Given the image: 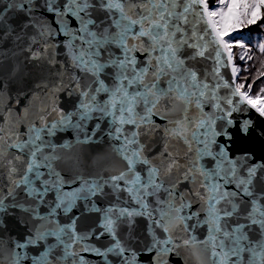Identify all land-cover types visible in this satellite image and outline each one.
Returning <instances> with one entry per match:
<instances>
[{
	"label": "snow or ice",
	"instance_id": "1",
	"mask_svg": "<svg viewBox=\"0 0 264 264\" xmlns=\"http://www.w3.org/2000/svg\"><path fill=\"white\" fill-rule=\"evenodd\" d=\"M219 3L222 6L219 11H209L206 0H95V2L64 0L63 4L60 0H40L39 3L36 0H9V3L0 10V25H5V13L9 10H15L26 17L21 24V33L28 27L36 29V34L29 37L30 44L47 43L45 37L54 35L50 25L35 19L36 10L43 8L45 12L52 14L59 26V33L56 34L69 38L65 42V47L70 50L72 68L79 70L85 76H90L92 81L91 84L83 83L81 77L73 71L68 76V84H65L64 76L67 75V70L58 73L59 82L51 85L49 103L29 124L25 134L26 139L11 126L5 129L0 125V169L7 168L5 175L8 179L6 190L0 186V213L7 214V209L16 208L27 213L37 222L23 241L8 238L11 248L7 255L4 251L7 243L2 242L0 238V264H23V261L28 259L32 264H64L69 257L75 258L77 253L71 250L72 245H78L86 237L74 231L77 217H73L70 224L61 225L55 219L57 209L71 211L76 200H89L100 195L105 184H111L113 189L118 191L126 190L130 194V199H135L140 211L117 208L115 205L104 209L96 208L95 211L103 213V232L96 234L95 238L99 240L107 234L113 243L103 250L96 247L82 250L101 256L104 264H111L108 260L109 254L119 258L122 264H136V254L132 252L131 258L126 255L131 249L118 237L117 230L121 220L131 228L137 216H146L152 220L155 227L169 233L167 238L161 241L155 238L154 227L151 233L154 237L152 248L160 244H173L171 233L180 228L186 231L185 220L190 219L180 215L184 208L189 207L184 203V197H179L180 207H175L180 180L197 183L204 190V196H201L199 189L196 194L204 201L202 211L208 214L206 221L209 225L208 237L201 244L211 253L210 264H264V192L257 193L253 187L257 172L264 170V164L241 167L242 161L251 159L250 155L230 156L225 146L216 147L217 137L222 134L228 136L226 131L221 130V124L220 130H217V121H223L228 126L234 124L230 118L232 111L225 113L220 99L217 98V89L221 85L218 81L210 85L198 80L196 72L186 69L185 61L177 56L180 49L186 45L201 49L206 46L205 36L209 33L205 32L204 36L199 35L197 27L206 15V24L212 29L211 35L214 37L209 43L214 42L222 46L229 53L227 60L231 61L232 45L225 42L224 36L232 29L256 23L260 18V9L264 7V0H251V2L227 0V3L225 0H219ZM198 4L204 5L202 11L196 10L195 6ZM94 12H102L105 15L103 19L97 21L93 18ZM217 16L219 20L213 19ZM69 17L77 22L75 27H70ZM189 30L191 35L188 34ZM177 34H180L179 38ZM143 38H147L146 44ZM17 39L20 37L18 36ZM130 40L134 43L129 44ZM190 40L196 43L189 44ZM112 46L121 50L124 58L112 60L109 57L106 62H102L104 55ZM149 50L159 54L150 58V63L154 60L152 72L150 78L145 80L149 69L145 67L137 72V61L132 53ZM260 51L264 52V45H260ZM196 55L203 57L205 52L199 50ZM216 56L219 58L221 52L217 51ZM32 58L39 60L44 57L41 52L35 51L32 53ZM49 63L55 64V61L49 60ZM220 63L221 61L217 59V71ZM110 65L120 69L121 80L114 89L105 87L104 81L100 79L103 70ZM237 71L238 69L234 67L233 75ZM129 76L133 78L129 79ZM161 77H168L167 90L159 87ZM125 84L140 85L144 91L129 93ZM68 85H74V91L83 97L77 109V113L82 112V118H86L89 112L97 109L104 113L110 106L113 109L110 115L113 116L115 124L116 112H119L120 127H116L115 132L118 134L116 138L122 139L123 143L116 151L125 162V169L110 175L107 180L81 179L78 174L77 179H80L81 186L65 192L62 189L69 181L64 179L56 167L62 161V157L57 154V146L45 137L54 136L59 127L71 125L74 113L60 110L55 99H52ZM45 87L49 86L45 85ZM243 87V84H236L233 95L238 93L243 101H247L264 116V99L260 96H249L248 92L241 91ZM250 90L251 85H249ZM109 91L114 93L112 98L104 107H99L96 94ZM261 91L264 92V89ZM163 96L183 101L184 113H187L193 98L196 107L200 109V118L194 120L184 116L166 130L170 139L180 140L186 145V160L189 155L195 156V159L188 160L186 165H181L178 162V155L169 151L170 145L165 146L159 158L151 159L145 155L144 145L140 143L141 135L155 129V126L141 129V125L147 122L152 110ZM211 100H215L214 107L220 115L203 114L202 104ZM140 104L145 107V116H140L136 112V107ZM227 104L231 105L232 100L228 99ZM51 115H55L54 121L47 119ZM250 123L244 121L241 130L246 133ZM125 124L134 125L135 129L140 131L126 130L123 127ZM7 149H16L20 154H10ZM207 160L213 162L211 166L207 164ZM138 168L141 170L138 171ZM181 169L183 175L173 183L170 177ZM228 185H234V190H228L226 188ZM21 191L32 203L21 202L18 199ZM53 191L57 193L58 202L47 215H41L38 205L43 204L48 193ZM162 192L166 194V200L159 198ZM241 196L249 198V208L243 214L247 222H237L233 226L229 223V218L241 215V204L236 202L237 197ZM149 197H155L154 203L161 206L156 217L153 215L155 209L147 202ZM253 225L259 228V238L256 240H253L247 231ZM0 228L6 230L3 219H0ZM65 236L68 237L67 241L64 239ZM48 237H54L56 243L50 244L42 254L30 257L28 255L30 247ZM183 243L192 245L193 241L189 239ZM58 246H63L61 257L54 255V249ZM79 264H84L82 258Z\"/></svg>",
	"mask_w": 264,
	"mask_h": 264
},
{
	"label": "water",
	"instance_id": "2",
	"mask_svg": "<svg viewBox=\"0 0 264 264\" xmlns=\"http://www.w3.org/2000/svg\"><path fill=\"white\" fill-rule=\"evenodd\" d=\"M36 2L39 3L40 0H36ZM7 3H9V0H0V10ZM60 3L63 4L64 0H60ZM203 7L202 4L195 6L196 10L200 11L203 10ZM104 15L102 12H94L93 18L100 21ZM5 17V25H0V125L5 129L11 126L14 131H18L26 139L25 134L29 124L40 115V110L49 103L51 85L59 82L58 73L67 70V75L64 76L65 84H68V76L73 71L81 77L83 83L91 84L92 81L90 76H85L79 70L72 68L70 50L65 47V42L69 38L56 34L59 33V26L52 14L45 12L43 8L36 10L35 19L50 25L54 33V35L45 37L47 43L38 42L36 44H30L29 41V37L36 34L35 28L28 27L21 33V24L26 20L22 13L9 10L5 13ZM69 19L71 20L70 27H75L77 22L71 17ZM206 21L207 16L205 15L203 21L197 25L199 35L204 36L205 32L209 33L205 36L206 46L201 49L186 45L180 49L177 56L185 61L184 67L186 69L196 72L198 80H203L210 85H214L218 81L221 85L217 89V98L220 99L225 113L232 111L230 118L234 121V124L228 126L223 121H217V130H220L221 124V130L226 131L228 136L222 134L217 137L216 147L225 146L230 156L250 155L251 159L242 161L241 167L264 164V116L249 105L247 101H243L238 93L233 95L237 82L232 72V62L227 60L229 53L222 46H218L214 42L209 43L214 40V37L211 35L212 29L207 26ZM6 29L7 34H5ZM188 34L191 35L190 30ZM18 36L20 39H17ZM179 36L180 34H177V38ZM143 40L146 44L147 38H143ZM132 43L134 41L130 40L129 44ZM193 43H196V41H189V44ZM199 50H203L205 56L196 55ZM35 51L41 52L44 58L33 59L32 53ZM217 51L221 52L219 58L216 56ZM158 54V52L150 50L132 53L137 61V72L145 67L149 69L145 80L150 78L152 72L154 60L150 63V58ZM109 57L112 60L124 58L121 50L115 46H112L109 52L104 55L102 62H106ZM217 59L221 61L218 71ZM49 60H54L55 64H50ZM127 74L126 72L125 75ZM132 78L129 76V79ZM100 79L104 81L105 87L114 89L121 80L120 69L110 65L103 70ZM167 80L168 77H161L159 81L161 89L167 90ZM225 84L227 86H224ZM45 85L49 87L46 88ZM95 86L93 85V87ZM125 87H127L129 93L144 91L140 85L129 86L125 84ZM113 94L112 91L96 94L99 107H104ZM52 99H55L60 110L74 113L70 126L59 127L54 136L45 137L46 140L57 146V154L62 157V161L56 167L64 179L69 181L64 185L63 191H73L81 186L80 179H77L78 174L81 179L107 180L110 175L117 174L121 169H125V162L116 151L123 143L122 139L116 138L118 134L115 132V128L120 127L119 112H116L115 124L113 123V116L110 115L113 112L110 106L104 113L97 109L89 112L86 118H82V112L77 113V109H79V102L83 97L74 91V85H68L64 91L58 92L56 97ZM228 99L232 100L231 105L227 104ZM214 105L215 100L203 103V114L220 115ZM148 107H151V105H148ZM183 107V101L174 100L170 96L161 98L156 108L152 110L147 122L141 125V129H149L155 126L154 130L146 131L144 135L139 137L140 143L144 145L146 156L157 159L160 153L164 152L165 146L170 145L169 151L178 155V162L181 165H186L188 160L195 159L194 155H189L186 160V145L180 140L170 139L166 134V130L170 129L175 121L182 119L184 116L191 117L194 120L201 117L200 109L196 107L195 98L188 106L187 113L183 112ZM136 112L140 116L146 115L145 107L142 104L137 105ZM125 115L127 116V113ZM47 119L54 121L56 117L51 115ZM244 121L251 122L246 133L241 130ZM123 127L129 131H140L131 124H125ZM7 152L20 154L16 149H7ZM9 158L11 157L9 156ZM212 163L211 160H207L209 166ZM141 168L137 170L140 171ZM6 171V167L0 169V186H3L5 190L8 186ZM182 175L183 169L175 171L170 180L175 183ZM73 180L76 182L73 183ZM121 185L123 187V182H121ZM253 187L257 193L264 192V170H258ZM226 188L234 190V185H228ZM198 189L201 196H204V190L197 183L180 180L178 184V198L175 201V207H180L181 200L179 197H184V203L188 204L189 207L184 208L180 215L190 217V219L185 220L186 231L184 228H180L171 233L173 244H160L156 248H152L154 237L151 233L155 226L152 224V220L146 216H137L134 226L131 228L121 220L120 227L117 230L118 237L126 247L131 249V252L126 253V255L131 258V253L134 252L136 254V264H210L212 260L211 253L206 250V246L201 244L208 237L209 225L206 223L208 214L202 211L204 201L197 197ZM56 196L55 191L49 192L45 197V202L38 205V211L41 215H47L50 209L55 206L58 202ZM159 198L166 200L167 196L162 192ZM18 199L21 202L32 203L30 198L26 197L22 191L19 193ZM155 199V197H149L147 201L150 207L155 209L154 217L158 216L161 207L154 203ZM248 199L244 196L237 197L236 202L241 204V215L229 218L231 225L235 226L237 222H247L243 214L249 208ZM113 205L117 208L140 211L135 199H130V194L126 190L118 191L113 189L111 184H105L102 193L98 196L91 197L89 200H76L71 211L57 209L55 219L61 225H68L72 222L73 217H77L74 231L86 237L78 245H72L71 250L75 251L77 256L75 258L69 257L64 264H79L81 258L84 264H104V259L101 256L82 249L96 247L103 250L113 243L107 234L99 240L95 238L96 234L103 232V213L97 212L95 209H104ZM0 219H3L6 225V230L0 228V238H2V242L7 243V247L4 249L5 255L11 248V242L8 238L12 237L23 241L31 233L33 225L37 223L27 213L16 208L7 209V214L0 213ZM247 231H249L253 240L259 238L258 226L253 225ZM168 235L169 233H165L163 229L155 227L156 239L163 241ZM64 239L67 241L68 237L65 236ZM189 239L193 241V244L185 245L183 242ZM55 243L54 237H48L39 244L31 246L28 255L35 257L42 254L50 244ZM166 248L170 250H165ZM54 255L57 257L63 256V246L56 247ZM108 260L111 264H122L120 259L112 254H109ZM23 264H32V261L30 259L24 260Z\"/></svg>",
	"mask_w": 264,
	"mask_h": 264
},
{
	"label": "rangeland",
	"instance_id": "3",
	"mask_svg": "<svg viewBox=\"0 0 264 264\" xmlns=\"http://www.w3.org/2000/svg\"><path fill=\"white\" fill-rule=\"evenodd\" d=\"M225 2L227 3V0ZM221 7L219 0H216L213 6L208 7V10L219 11ZM263 14L264 7H261L260 18L257 21L263 17ZM213 19L219 20V17L217 16ZM248 25L250 24H245L240 28L230 30L224 36V40L232 45V68L235 67L238 69L235 77L237 84L244 85L241 91L248 92L251 97L260 96L264 99V92L261 91L264 89V80L262 81V77L264 76V52L260 51V45H264V38H259L255 35L253 40H249L244 31V28ZM241 57L244 58L241 59ZM249 85H251L250 91Z\"/></svg>",
	"mask_w": 264,
	"mask_h": 264
},
{
	"label": "trees",
	"instance_id": "4",
	"mask_svg": "<svg viewBox=\"0 0 264 264\" xmlns=\"http://www.w3.org/2000/svg\"><path fill=\"white\" fill-rule=\"evenodd\" d=\"M216 0H206L207 6L211 7L214 5ZM246 35L249 40H253L255 35L259 38H264V14L263 17L254 24H250L244 28ZM262 77V76H260ZM264 80V76L262 77V81Z\"/></svg>",
	"mask_w": 264,
	"mask_h": 264
}]
</instances>
